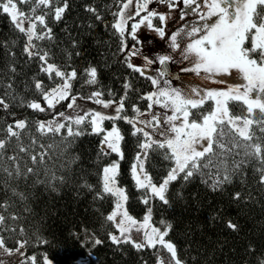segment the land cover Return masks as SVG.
Instances as JSON below:
<instances>
[{
  "label": "snow or ice",
  "instance_id": "snow-or-ice-1",
  "mask_svg": "<svg viewBox=\"0 0 264 264\" xmlns=\"http://www.w3.org/2000/svg\"><path fill=\"white\" fill-rule=\"evenodd\" d=\"M166 3L170 9L178 8L180 3L187 11H180V20H184L189 13L198 16L199 23L191 26L184 25L177 31L167 34L164 27H155L153 18H157L162 24L169 18L154 10H149L148 5L152 0H121L116 22L112 25L115 32L120 36V51L125 53L127 67L141 77L149 80L154 88L152 92L141 96L147 100L148 107L145 112L134 104L132 105L135 117L129 118L122 115L125 111V100L128 90L132 85L125 81L124 96L119 101H104L101 99L103 92L95 91L89 99L103 108L114 107V115L102 114L100 111H85L75 116L67 114L66 111H54L52 118L48 121H38L36 132L41 135L60 134L65 131V139L68 137H80L85 133L80 126L85 122L91 125L93 134L103 133L101 151L105 155L116 153L123 158L120 142L124 139L120 129L113 123L111 130H105V120H124L133 126L132 135L141 134L145 139L139 145L140 152L137 153L136 163L132 166L133 178L138 189L150 191L152 196L158 197L160 201L167 204L166 192L173 181L181 178L189 181L197 173L208 175V183L213 191L220 190L225 184L231 183L232 177L240 174L246 164L255 162L259 165L255 169L258 174V182L264 185V0H159ZM21 5L28 6L27 11L22 10ZM135 5L134 15H127L130 6ZM68 0H0V13L8 15L13 28L25 39L23 52L28 59L39 61V70L49 80L54 81V86L46 87L41 79H34L32 87L41 95L44 104L37 100L27 102L25 106L36 112L55 110L57 105L66 103V109L75 110L79 107L78 97L73 95V81L78 79V72L75 68L65 70L60 64L53 62V55L49 50L41 48L37 41H55L56 36L53 28L49 26V19L55 22H62L65 13L69 11ZM86 11L95 15L97 20L101 17L97 9L86 6ZM146 13L141 16V13ZM140 17L136 23L131 25L128 35L137 40V30L141 25L155 31L161 38L167 37L170 41L172 52L180 57V61L171 54H162L155 59L144 57L145 64L137 66L132 63L131 57L139 54L135 44L129 45L125 39V32L128 31L129 20ZM71 49L80 46L78 39L72 38L69 34ZM15 43V41H13ZM7 42H4V46ZM15 56L14 52L8 53ZM64 55L80 56L79 51H65ZM187 61L189 67H180L175 74L170 71L169 65ZM153 64H158L155 69L156 75H148L145 69ZM8 71L13 74L9 80L4 95H0V109L8 111L10 105L6 97L10 94L8 90L13 88L14 77L17 74L15 64L9 66ZM181 73H194L204 81L212 80L214 83L227 85L220 89L201 88L199 84L189 83L187 86H173V81L181 79ZM83 74L87 77L85 83L96 85L98 83V68L90 65L84 69ZM239 77L242 83L229 84L227 77ZM58 79L59 82H55ZM15 99V97H13ZM211 102V109L201 111L205 105ZM241 105L245 114L234 115L230 105ZM154 107L164 110L163 113L153 112ZM142 116H150V119H140ZM59 117V119H57ZM138 125H143L138 126ZM29 127L28 121L20 118H13L2 129L3 138H0V159L12 162L11 170L3 169L9 178H18L22 175L18 154L7 155L10 143L15 140L18 143V153H29V147L23 145L22 136ZM147 129L157 132L162 140L153 139V133ZM35 145V139L32 140ZM43 148V145L40 146ZM166 150L165 159L174 162L166 177L157 185L152 183L151 177L144 173L143 160L147 158L148 150ZM240 161H235L234 156L241 155ZM47 156L46 151L33 153L29 159L33 164L43 163ZM229 157L233 158V166L228 167ZM76 157L75 159H78ZM139 169V171H138ZM223 169V171H221ZM119 163L113 162L103 168L102 193H97L98 199L105 195L115 198L113 210L105 217L116 232L109 233L110 241L120 246L130 244L139 252L145 249L155 250L156 264H185L177 250V246L166 240L171 231V224L162 228L155 226L152 221V209L149 207L142 220H137L130 215L125 207L128 200L124 188L117 184ZM34 172V168L28 167L24 175ZM143 177V178H142ZM61 182L63 177H55ZM13 195L19 199L26 200L23 193L13 190ZM244 199L242 192H234L232 200L240 202ZM250 199V197H249ZM143 203L149 204L145 198ZM10 205L6 201H0V209L7 211ZM18 220L19 217L12 214L6 217L0 213V232L15 233L16 228L6 227L7 220ZM227 227L232 231H239V226L232 221H227ZM24 231L23 226L19 228ZM137 234L134 238L133 233ZM142 237V238H141ZM41 244L47 241L39 240ZM103 243L95 239L94 244ZM28 244L27 240L16 241L15 247H8L6 238L0 234V255L23 257V249ZM167 254L159 255L160 250ZM29 264H36V257H27ZM44 264H52L47 256L43 258ZM0 264L4 260L0 259ZM20 264H25L21 260ZM147 264V261H143ZM264 264V260L260 261Z\"/></svg>",
  "mask_w": 264,
  "mask_h": 264
},
{
  "label": "trees",
  "instance_id": "trees-1",
  "mask_svg": "<svg viewBox=\"0 0 264 264\" xmlns=\"http://www.w3.org/2000/svg\"><path fill=\"white\" fill-rule=\"evenodd\" d=\"M69 11L62 22L49 19L53 28L55 41H37L41 48L49 50L53 62L60 64L65 70L75 68L79 74L73 81V95L88 97L95 91L103 92L102 98L120 99L124 96L125 81L132 85L125 100V111L122 115L135 114L132 105L140 110L147 107V100L141 99L152 84L145 77L127 67L125 53L120 51V36L112 27L116 19L121 0H68ZM86 6L97 9L100 20L85 10ZM27 11L28 6L21 5ZM138 17L128 21L125 39L130 44L136 41L128 35L131 25ZM155 26L159 20L153 18ZM69 34L78 39L80 46L71 49ZM15 41V43H13ZM4 42L7 45L4 46ZM25 39L16 31L6 14L0 13V95L13 74L8 71L15 64L17 74L13 88L8 90L6 97L10 108L6 112L0 109V138L2 129L13 118L25 119L29 127L24 131L22 143L29 147V153H18V143L13 140L7 155L18 154V162L22 175L9 178L3 169L11 170L12 162L0 159V201H6L10 207L7 211L0 209L6 217L15 214L18 220H7L6 227L16 228L15 233L0 232L6 238L8 247H15L16 241L27 240L24 256L21 260L29 264L27 257L35 256L36 264H44L45 256L52 264H78L79 258H85L80 264H147L155 262V250L135 251L130 244L117 246L109 239L114 226L105 220L110 213L114 197L102 193L101 171L103 165L116 159L119 163L117 183L128 196L127 211L141 218L147 208L152 209V223L172 228L166 237L171 240L185 264H260L264 260V185L259 184L255 171L258 164H246L241 170L243 175L232 177L231 183L225 184L220 190L213 191L208 175L197 173L189 181L178 178L169 184L166 192L168 203L152 196L150 191L138 189L131 173L132 161L144 141L141 134L132 135L133 126L124 120H105L108 127L113 123L120 129L124 139L120 142L123 158L116 153L105 155L101 151L100 134L91 132V125L85 122L80 126L85 133L80 137L65 139V131L60 134L41 135L36 132L38 121L52 118L54 111H62L66 103L57 105L55 110L36 112L25 106L27 102L37 100L44 104L41 95L32 87L34 79L44 81L46 87L54 86L39 70V61L30 60L23 52ZM15 56H10L9 52ZM65 51H79L80 56L64 55ZM90 65L98 68V83H85L87 77L84 69ZM55 82H59L58 79ZM15 97V99H13ZM234 115H244L241 105H230ZM211 109V102L201 111ZM35 139V145L32 140ZM43 145V148L40 146ZM46 151L43 163L33 164L29 155ZM166 150H148L144 159V168L151 181L160 182L173 161L165 159ZM79 157L78 159H75ZM243 158L242 153L234 156L235 161ZM233 166V158L229 157L228 167ZM28 167L34 172L24 175ZM223 171V169H221ZM55 177H63L61 182ZM13 190L23 193L27 199L22 200L13 195ZM242 192L244 199L240 202L232 200L234 192ZM250 197V199H249ZM145 198L149 204L143 203ZM227 221L238 224L239 231L227 227ZM23 226L24 231L19 228ZM103 243L94 244L95 239ZM47 241L41 244L39 240ZM159 255L167 254L162 249Z\"/></svg>",
  "mask_w": 264,
  "mask_h": 264
},
{
  "label": "rangeland",
  "instance_id": "rangeland-1",
  "mask_svg": "<svg viewBox=\"0 0 264 264\" xmlns=\"http://www.w3.org/2000/svg\"><path fill=\"white\" fill-rule=\"evenodd\" d=\"M141 2H142V0H141ZM148 8H149V10H154V11L160 13V14H164V15L169 17L164 24H162L159 21V26H155L154 23H153V25L155 27H164L165 28V32L167 34H171L172 32L177 31L180 27H182L184 25L191 26L193 23H199L198 16L195 15V14H192V13H189V15L186 16L184 20H180L179 19L180 11L181 10L187 11V9L183 8V4L182 3H180L178 8L170 9L167 6L166 3H160L159 0H152V3H150L148 5ZM119 10H120V7H119ZM119 10H118V12H119ZM134 12H135V5L130 6V8L126 12V16L127 15H134ZM145 14L146 13L142 12L141 16H143ZM139 18L140 17H138L135 21H133V23H136L139 20ZM116 20H117V16H116V19L114 20V23L116 22ZM135 41H136L135 45L139 49V54L137 56L131 57V61H132L133 64H135L137 66H142V65L145 64V60H144L145 56H148L149 58L155 59L156 56L162 55V54H171V55H173L176 58L177 61H180V57L177 56L176 53L172 52V50L170 48L169 39L167 37L161 38L155 31H153L152 29L148 28L146 24L145 25H141L140 28L137 30V40H135ZM132 45L133 44L129 45V51L131 50V46ZM189 66L190 65H189V63L187 61H182V62H178V63H175V64H170V67L173 70H177L180 67H189ZM157 67H159L158 64H153V65L147 67L145 69V71H146V73L148 75L155 76L156 75L155 69ZM180 75H181V79L179 81L174 80L173 81V86H178V85L187 86L189 83H191L193 85L199 84L201 88H206V89H209V90H211V89H220V88H224V87L227 86V85H223V84L214 83L212 80L204 81L200 77H197L194 73H181ZM225 79L228 81L229 84L242 83V80L239 77H236V76L227 77ZM153 90H154V88L152 86V88L150 90H148L146 93L152 92ZM76 96L78 97L77 104L79 105V107L76 108L75 110L66 109L65 108L62 111H66L67 114H70V115H73V116H75L76 114H82L85 111H100L102 114H106V115H114L115 114L114 107H110V108L106 109V108H103L101 105L96 104L93 100H90L89 96L88 97H81V96H78V95H76ZM101 99H103L106 102L110 101V100L119 101V98L118 99H105V98L101 97ZM148 103H147V107H148ZM147 107L144 108V109H141V112H145L147 110ZM152 111L153 112H160V113L164 112V110L159 108V107H154ZM135 116H136V113L134 115L128 116V117L132 118V117H135ZM150 118H151L150 116H142V117H140V119H145V120L150 119ZM50 119L51 118L46 119L45 121H48ZM57 119H59V117H57ZM112 126H113V124L111 126H108V127L103 125V128L105 130H111ZM138 126L142 127L143 125H138ZM147 130H149L150 132L153 133V139H157V140H162L163 139V137H161L157 132H155V131H153L151 129H147ZM103 135H104L103 133L100 134V145H101V141L103 139ZM106 151H109V150L106 149ZM140 151L141 150H140V147H139L137 152H136V154H135V157H134V159L132 161L131 173H132V166H133L134 163H136L137 153H139ZM113 162H117V160L114 159V160L104 164L103 168L106 167V166L111 165ZM143 164H144V160H143ZM173 166H174V164L171 167H173ZM103 168H102V171H101L102 185H103ZM138 171H139V169H138ZM143 171H144V173L147 174L145 168L143 169ZM167 173H166V175H167ZM166 175L164 176V178L166 177ZM132 176H133V174H132ZM162 180L160 182H158V183H155V182H152V183L159 185L162 182ZM118 186L122 187L119 184H118ZM114 203H115V198H114L113 207H112L111 211L114 208ZM125 207H126V205H125ZM147 210H148V208L143 213L141 218H137V217L133 216L132 214H130L129 212L128 213L130 215H132L134 218H136L137 220H142L144 215L146 214ZM155 226L161 227V228L163 227V226H160V225H155ZM112 232H116V229L114 231H112ZM133 236H134V238H136L137 234L134 232ZM20 258H21V256H18V255H13V256H10V257L7 256V255H0V259L4 260V264H17ZM84 259L85 258H79L77 260L78 264H80ZM151 264H156V262H153Z\"/></svg>",
  "mask_w": 264,
  "mask_h": 264
},
{
  "label": "water",
  "instance_id": "water-1",
  "mask_svg": "<svg viewBox=\"0 0 264 264\" xmlns=\"http://www.w3.org/2000/svg\"><path fill=\"white\" fill-rule=\"evenodd\" d=\"M169 69L175 74L176 70L171 69L170 65H169Z\"/></svg>",
  "mask_w": 264,
  "mask_h": 264
}]
</instances>
